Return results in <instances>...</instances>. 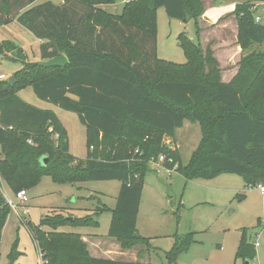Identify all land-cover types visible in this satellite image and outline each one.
<instances>
[{
	"label": "trees",
	"instance_id": "1",
	"mask_svg": "<svg viewBox=\"0 0 264 264\" xmlns=\"http://www.w3.org/2000/svg\"><path fill=\"white\" fill-rule=\"evenodd\" d=\"M37 1L0 0V28L17 20L42 41L40 62L28 61L15 43L0 45L4 59L16 62L15 52L25 59L13 74L14 86L8 80L0 83L2 180L16 194L32 190L46 176L57 184H122L112 210L103 206L84 217L61 213L43 217L39 225L25 222L43 264H143L94 258L82 235L60 229L98 228L96 216L110 211L108 237L124 251L145 246L150 252L153 239L139 234L137 221L150 162L161 155L173 159L165 166L173 170L178 164L176 171L186 180L233 174L246 189L264 184V52L252 51L264 44V26L256 24L253 11L264 0L239 3L233 12L242 58L230 83L222 82L212 49L200 43L203 0H127L121 14L104 9L116 0H64L60 6L34 5ZM160 8L171 20L196 24L198 43L186 34L178 38L185 64L158 58ZM62 55L69 61L66 67L42 66ZM27 88L39 100L78 116L87 134L85 159L71 155L69 135L54 112L19 98ZM187 121L200 125L204 140L182 166L179 153L164 139L174 137ZM9 212L0 191V245ZM257 227L264 228L261 219ZM174 240L165 264H177L196 242L194 233ZM18 257L15 246L9 264H17ZM256 257V245L243 230L236 259L251 264Z\"/></svg>",
	"mask_w": 264,
	"mask_h": 264
},
{
	"label": "rangeland",
	"instance_id": "2",
	"mask_svg": "<svg viewBox=\"0 0 264 264\" xmlns=\"http://www.w3.org/2000/svg\"><path fill=\"white\" fill-rule=\"evenodd\" d=\"M64 0H39L38 4L52 2L60 6ZM245 2L248 0H206L205 6L209 12H218L227 7L228 2ZM125 0H116L109 11L121 14ZM223 6V7H222ZM235 15L224 16L223 21L234 20ZM157 54L158 58L176 64L187 62L185 52L179 45V36L186 34L194 43H198L196 24L194 21L183 23L168 18L164 8L157 12ZM221 26L215 29L212 38L219 39L218 57L223 70L222 82L232 77L238 58L233 55L232 26ZM223 29V30H222ZM211 37V36H210ZM232 38V39H231ZM12 42L24 48L28 61L39 60V41L16 20L9 26L0 28V45ZM264 52V44L254 46L252 51ZM17 61L6 60L0 53V74L11 77L22 68L25 61L19 52L12 54ZM216 56V55H215ZM232 60L228 62L229 57ZM32 95L31 88L21 94L22 99ZM55 107V106H54ZM63 125L72 141L73 155L85 158L87 156L86 129L74 113L56 107ZM204 140L200 125L187 121L174 137H166L164 145L177 151L182 166L190 163L193 154ZM176 165L172 173L158 171L150 165V171L145 179L137 228L141 236L153 238L150 253L151 264H165L166 253L175 243L174 236H185L194 233L195 243L188 252L182 254L177 264H245L242 259H236V253L243 230L247 231L249 242L256 244L257 257L251 264H264V228L257 227L261 219L264 226V194L257 188L246 189L243 179L238 175L221 174L213 180H186L177 173ZM2 193L10 206V212L3 229L0 245V264H9L8 256L16 246L19 253L17 264H42L37 244L25 222L39 225L47 215L66 214V211L76 209H94L98 211L103 206L115 208L121 189L119 181H94L80 184H57L48 176L43 177L38 186L27 191L29 201L27 207L20 205L14 193L6 184ZM238 195H245L242 200ZM29 209V214L26 209ZM56 210V211H55ZM77 217L88 213L78 211ZM90 212V211H89ZM112 213L103 212L96 216L99 227L94 231L102 238H108ZM47 230V229H46ZM111 239V238H110ZM118 243V242H117ZM119 244V243H118ZM121 246V245H120ZM143 248L145 246H136ZM146 250V249H145ZM129 251V250H127Z\"/></svg>",
	"mask_w": 264,
	"mask_h": 264
},
{
	"label": "crops",
	"instance_id": "3",
	"mask_svg": "<svg viewBox=\"0 0 264 264\" xmlns=\"http://www.w3.org/2000/svg\"><path fill=\"white\" fill-rule=\"evenodd\" d=\"M203 1L205 2L206 0H203ZM248 1H245V2H248ZM38 2L39 1H37L34 5H40V4H38ZM245 2H242V1H240V2H238V1L235 2L234 1V2H231V3L228 2V4H227L228 6L219 9L218 12H209V10H211L213 8L208 10L206 8V6H205V14L203 15L202 19L199 21V26L201 28L200 43L202 44L203 48H207L209 46L212 49V51L214 52V56L216 55L215 57L217 58V60L219 62H220V58L218 57V47H217V44L219 43V39L212 38V36H213V32L212 31H214L215 29H217V28H219L221 26H224V28H226L225 26H227L228 24H230L232 26V32L229 35L233 36V42H234V44L232 45V47L234 49V54L233 55H235L238 58V60H237V63H234V65H231V63H229L231 67L237 66L235 64H238L240 62L241 58H242V50H241V48H240V46L238 44V41H237L238 25H237V20L236 19H234V20H226V21H223L222 19L224 18V16H226V15L228 16V15L232 14L234 12L237 4L245 3ZM63 3H64V1H63ZM216 3H218V2H215V0H214V5H215L214 8H216ZM109 8H110V6L104 7V9L106 11L110 12ZM110 13H112V12H110ZM7 26H9V25H7ZM1 28H4V27H1ZM38 41H39V43H38L39 44V46H38L39 47V51H38L39 52V60L37 62H40L41 61V58H40V46H41L42 41H40L39 39H38ZM19 47L23 51H25L22 46H19ZM230 60H232V56L229 57L228 62H230ZM238 67H239V64H238ZM238 69L239 68H237V70H235V72H233L232 77L229 78V80L227 82H224V83H230L233 80V78L237 75ZM221 71H222V75H223V70L221 69ZM23 92H25V90H23V91L18 93V96H19L20 99H22L21 94ZM24 98L25 99H22L23 101H25L26 103H28V104L36 107V108H39V109H42V110H50V111L54 112L56 114V116L59 118V120L61 121L62 125H63V122H62L59 114L56 111V106L54 107V105H52V104H49V103L44 102V101H41L37 97H36L37 99H35V97H33L32 95H29L28 97H24ZM64 128H65V126H64ZM67 133H68V131H67ZM68 135H69V133H68ZM69 141H70V153H71V155H73V153H72V141L70 140V137H69ZM86 142H87V134H86ZM73 156H75V155H73ZM75 157H77V156H75ZM77 158H80V157H77ZM85 158H80V159H85ZM171 173H169V174H171ZM247 190H249V189H247ZM4 197H5V195H4ZM24 207H27V206H24ZM110 209L112 210L114 208H110ZM78 211H84L85 213L87 212L88 215L94 214V209H76V210H72V211H66L65 215H73V216L77 217V215L79 213ZM139 213H140V211H139ZM138 223H139V216H138V221H137V228H139L138 227V225H139ZM110 224H111V222H110ZM96 229L97 228L64 227V228H61L60 231L67 232V233H78V234L82 235L84 242L88 246V251H89L90 255L92 257H94V258L104 259V260H112V261H120V262H126V263H143V264L150 263L151 264L150 253L146 252L145 249H143V248H135L133 250L124 251V250H122L120 244H118L116 240L110 239V238L109 239L108 238L105 239V238H102L99 235L95 234L94 231ZM144 237H147V236H144ZM151 239H153V238H151ZM256 248H257V246H256ZM140 252L141 253L143 252L145 254V257L143 259H139L138 258V254ZM41 261H42V259H41ZM42 264H43V262H42Z\"/></svg>",
	"mask_w": 264,
	"mask_h": 264
},
{
	"label": "built area",
	"instance_id": "4",
	"mask_svg": "<svg viewBox=\"0 0 264 264\" xmlns=\"http://www.w3.org/2000/svg\"><path fill=\"white\" fill-rule=\"evenodd\" d=\"M127 0H125L126 2ZM253 11H254V18H255V22L256 24L262 25L264 26V2L261 3H257L254 5L253 7ZM9 79L8 76L4 75V74H0V83L3 81H7ZM0 118H1V111H0ZM2 128L1 124H0V129ZM1 136H0V165H1V161H2V157H3V149H2V142H1ZM138 152V151H137ZM166 161H168L169 163H174L173 159H168L167 156L165 155H161L158 159H152L150 164L155 167L158 171L163 170L166 171L168 173H171L172 170L167 168L165 166ZM1 172V170H0ZM3 180L1 177V173H0V191H3ZM258 190L261 191V193L264 194V184H260L256 187ZM16 198L19 201L20 205L22 206H26L27 202L29 201V197H28V193L25 190L20 191L19 193L16 194ZM29 209H26V213L29 214Z\"/></svg>",
	"mask_w": 264,
	"mask_h": 264
},
{
	"label": "water",
	"instance_id": "5",
	"mask_svg": "<svg viewBox=\"0 0 264 264\" xmlns=\"http://www.w3.org/2000/svg\"><path fill=\"white\" fill-rule=\"evenodd\" d=\"M69 64V61L65 55L57 57L55 59H51L48 61L42 62V66L45 68H52V67H66ZM11 86H14L16 79L14 76H11L8 80ZM72 218H70L71 220Z\"/></svg>",
	"mask_w": 264,
	"mask_h": 264
}]
</instances>
